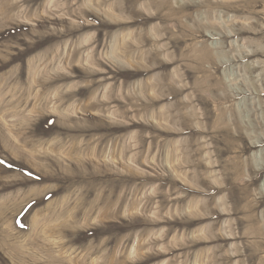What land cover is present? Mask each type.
<instances>
[{
    "label": "rangeland",
    "instance_id": "obj_1",
    "mask_svg": "<svg viewBox=\"0 0 264 264\" xmlns=\"http://www.w3.org/2000/svg\"><path fill=\"white\" fill-rule=\"evenodd\" d=\"M0 264H264V0H0Z\"/></svg>",
    "mask_w": 264,
    "mask_h": 264
}]
</instances>
